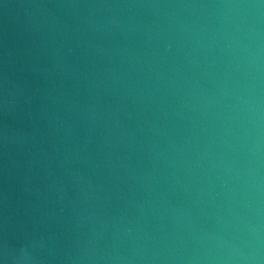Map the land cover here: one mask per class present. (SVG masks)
Listing matches in <instances>:
<instances>
[{
	"label": "water",
	"instance_id": "1",
	"mask_svg": "<svg viewBox=\"0 0 264 264\" xmlns=\"http://www.w3.org/2000/svg\"><path fill=\"white\" fill-rule=\"evenodd\" d=\"M0 264H264V0H0Z\"/></svg>",
	"mask_w": 264,
	"mask_h": 264
}]
</instances>
